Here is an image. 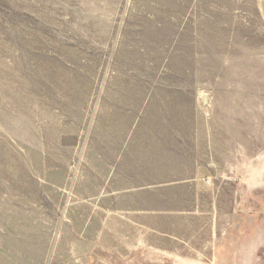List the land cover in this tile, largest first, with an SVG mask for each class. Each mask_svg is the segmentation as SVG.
Instances as JSON below:
<instances>
[{"label":"rangeland","instance_id":"obj_1","mask_svg":"<svg viewBox=\"0 0 264 264\" xmlns=\"http://www.w3.org/2000/svg\"><path fill=\"white\" fill-rule=\"evenodd\" d=\"M0 264H264L262 0H0Z\"/></svg>","mask_w":264,"mask_h":264},{"label":"crops","instance_id":"obj_2","mask_svg":"<svg viewBox=\"0 0 264 264\" xmlns=\"http://www.w3.org/2000/svg\"><path fill=\"white\" fill-rule=\"evenodd\" d=\"M263 1V11H264V0H262Z\"/></svg>","mask_w":264,"mask_h":264}]
</instances>
